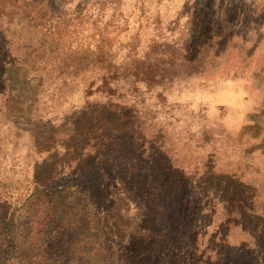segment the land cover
Here are the masks:
<instances>
[{
  "label": "rangeland",
  "instance_id": "obj_1",
  "mask_svg": "<svg viewBox=\"0 0 264 264\" xmlns=\"http://www.w3.org/2000/svg\"><path fill=\"white\" fill-rule=\"evenodd\" d=\"M19 176L0 264H264V0H0Z\"/></svg>",
  "mask_w": 264,
  "mask_h": 264
},
{
  "label": "trees",
  "instance_id": "obj_2",
  "mask_svg": "<svg viewBox=\"0 0 264 264\" xmlns=\"http://www.w3.org/2000/svg\"><path fill=\"white\" fill-rule=\"evenodd\" d=\"M32 188H34V181L30 179L29 176H26L24 178L19 176L11 184L3 181V183H0V199L3 198L4 200H6L8 198H18L19 194Z\"/></svg>",
  "mask_w": 264,
  "mask_h": 264
}]
</instances>
